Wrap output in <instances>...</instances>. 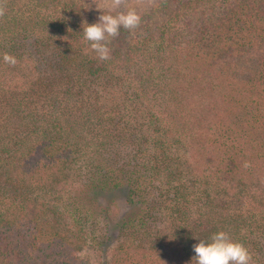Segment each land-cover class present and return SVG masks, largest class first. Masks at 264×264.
<instances>
[{
    "label": "trees",
    "instance_id": "16d2710c",
    "mask_svg": "<svg viewBox=\"0 0 264 264\" xmlns=\"http://www.w3.org/2000/svg\"><path fill=\"white\" fill-rule=\"evenodd\" d=\"M146 1L100 60L83 25L128 3L0 0V264H195L220 231L264 264V0Z\"/></svg>",
    "mask_w": 264,
    "mask_h": 264
},
{
    "label": "clouds",
    "instance_id": "9594fccd",
    "mask_svg": "<svg viewBox=\"0 0 264 264\" xmlns=\"http://www.w3.org/2000/svg\"><path fill=\"white\" fill-rule=\"evenodd\" d=\"M110 10L127 6V0H106ZM6 9L0 4V18L4 17ZM97 23L91 25L84 23L83 38L89 42L90 47L100 60H107L110 55L108 47L109 38L119 35L120 29L134 30L141 23V16L134 10L118 11L116 15L102 14ZM3 59L6 63L15 64L16 60L5 53ZM249 162L243 164L244 168L250 167ZM195 264H250L252 256L248 249L239 242L233 241L230 236L220 231L210 238V242L200 240L193 246Z\"/></svg>",
    "mask_w": 264,
    "mask_h": 264
},
{
    "label": "rangeland",
    "instance_id": "374dc122",
    "mask_svg": "<svg viewBox=\"0 0 264 264\" xmlns=\"http://www.w3.org/2000/svg\"><path fill=\"white\" fill-rule=\"evenodd\" d=\"M93 2L96 3L97 7L100 9L110 10L107 6L106 0H93ZM127 3L131 6V8L129 9H134L136 12L140 9L149 7V3H147L146 0H127ZM120 9H122V7ZM125 196V191H115L111 193H104L101 195L102 199L108 201L111 204L110 208H112L113 210V218H117V220L126 211L127 207L124 201ZM111 243L112 242H109V244ZM80 254L82 255V257H85V259H87V261H89L91 264H101L98 254L94 249H91L89 246H87L86 249L80 252Z\"/></svg>",
    "mask_w": 264,
    "mask_h": 264
}]
</instances>
